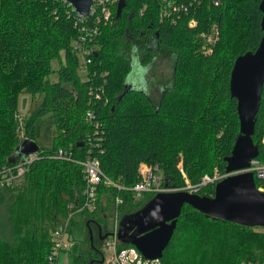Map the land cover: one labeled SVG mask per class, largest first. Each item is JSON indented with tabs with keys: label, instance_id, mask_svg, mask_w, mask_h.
<instances>
[{
	"label": "trees",
	"instance_id": "16d2710c",
	"mask_svg": "<svg viewBox=\"0 0 264 264\" xmlns=\"http://www.w3.org/2000/svg\"><path fill=\"white\" fill-rule=\"evenodd\" d=\"M193 1L191 10L170 21L159 18L160 0H125L114 22L99 23L96 51L83 75L72 47L81 33L72 4L0 0V169L18 160L13 154L22 140L34 139L36 117L51 111L56 126L52 148L38 147L19 181L0 187V204L6 206L0 264H49L51 232L64 226L70 212L66 227L80 213L88 232L89 251L73 256L74 264H105L106 238L101 237L116 219L119 224L122 215L142 208L154 194L136 197L126 188L99 183L95 206L83 208L86 178L76 159L85 155L96 157L102 171L125 187L139 179L141 162L158 165L171 187L197 184L215 170L226 172L225 157L239 131L230 72L236 57L260 42V0ZM213 25L211 51L204 53L203 35ZM164 46L175 50V59L170 86L163 85L155 103L147 75L157 48ZM136 48L142 50L138 58ZM53 60L59 62L56 70ZM135 62L142 68L129 87L126 80ZM52 71L56 79L49 78ZM21 92L38 105L23 120L24 137L17 117ZM88 109L92 120L86 118ZM254 126L257 159L264 162V99ZM61 147L70 158L48 155ZM254 179L257 186L263 183ZM214 185L206 183L196 193L212 196ZM179 214L162 264L264 262V231L213 218L188 204Z\"/></svg>",
	"mask_w": 264,
	"mask_h": 264
},
{
	"label": "water",
	"instance_id": "95a60500",
	"mask_svg": "<svg viewBox=\"0 0 264 264\" xmlns=\"http://www.w3.org/2000/svg\"><path fill=\"white\" fill-rule=\"evenodd\" d=\"M64 1L72 4L81 17L89 13L93 2ZM117 3L116 17L126 5L125 0H118ZM258 8L262 12L260 42L255 50H247L237 56L230 72L229 91L236 98L239 131L234 136L229 156L225 157L227 175L214 183L212 196H201L184 189L162 191L151 196L134 213L122 215L117 229L119 241L134 245L145 258L162 255L185 204L213 218H222L244 226H264V190L257 188L253 172L245 171L250 161L259 155L258 146L252 136L264 84V0H260ZM126 85L130 87L131 83L126 82ZM36 150L38 146L33 139H24L19 143L13 157L26 158ZM165 185L168 186V183L165 182ZM107 235L108 233L101 238H106ZM92 238L90 231V243Z\"/></svg>",
	"mask_w": 264,
	"mask_h": 264
},
{
	"label": "built area",
	"instance_id": "2783aa9c",
	"mask_svg": "<svg viewBox=\"0 0 264 264\" xmlns=\"http://www.w3.org/2000/svg\"><path fill=\"white\" fill-rule=\"evenodd\" d=\"M160 10L159 18L160 20H170L174 21L175 18L179 16L180 13L188 12L192 9L195 2L193 0H160ZM220 0H213V3L217 4ZM118 0H93L89 13L85 17H79V29L80 35L75 40L74 48L76 52H79L83 58L84 70L87 69V64L91 63V54L96 51L95 40L99 34L98 28L99 23H112L114 22V13H116ZM189 23L193 25L195 19L192 17ZM217 31V27L214 25L211 27L209 32ZM208 32V33H209ZM207 34V33H206ZM211 38H207L210 41ZM203 48V47H202ZM264 83V82H263ZM261 99H264V84L261 91ZM93 112L88 109L86 112V118L92 120ZM19 120L20 134L24 137L22 120ZM38 151H34L27 155L26 158L19 157L14 164L3 166L0 169V187H5L12 185L19 181L20 176L25 172L28 165L32 163L33 159L38 156ZM53 158H70V154L61 148L48 154ZM76 161L82 165L84 175L86 178V183L84 186V204L83 208L92 210L95 206V199L97 197V186L99 183L104 185H113L117 188H126L134 193L136 197H140L142 193L152 192L156 194L162 191H176L172 189L171 186H166L164 183V174L160 171L158 165L150 164L146 162H141L138 167L139 179L130 187H125L123 185L114 182L109 175L104 173L100 167L99 160L91 155H85L83 159H76ZM250 170L253 174L263 182L258 189L264 190V162L259 161L257 157L250 161L249 166L245 171ZM215 183L213 178L205 175L202 180L197 184H186L189 188V192H197L200 186L206 183ZM122 201L121 197H116L115 202L120 204ZM118 224L108 233L103 245L104 251L103 256L105 259V264H162L160 257L155 258H145L141 252L134 245H120V241L117 237ZM51 235L52 250L49 257V264H57L58 256L67 247V242L65 241V235L67 231L63 227L54 229ZM244 264V262L242 263ZM249 264V263H247ZM250 264H264V262L250 263Z\"/></svg>",
	"mask_w": 264,
	"mask_h": 264
},
{
	"label": "rangeland",
	"instance_id": "374dc122",
	"mask_svg": "<svg viewBox=\"0 0 264 264\" xmlns=\"http://www.w3.org/2000/svg\"><path fill=\"white\" fill-rule=\"evenodd\" d=\"M215 34H216L215 32H209L203 35L204 41L202 43V47H203L204 53L211 51L210 44L213 42ZM207 38H211L210 41H207ZM134 43H135V40H134ZM74 44L75 42H73V46ZM135 54L138 58L140 55H142V50L140 48L139 49L136 48ZM77 55H78V61L80 65L82 66L84 62L83 58L79 52H77ZM128 56H130V51H128ZM174 56H175V50L169 47H165V46L158 47L155 54L153 55V63H152L151 68L148 69L149 74L147 76L149 79V91L148 92L151 96L152 101H154L155 103H158L161 91L165 89L163 85L167 87L170 86V79L172 77V65L175 59ZM51 62H52L53 70H56L59 66V62H57L56 60H53ZM141 68L142 67L139 66V64H136L135 62V64L133 65V70L130 72V75L127 77L126 82L127 83L131 82L133 84H136L134 83L136 80L135 74L140 73ZM80 71H81V74L84 75L85 70L83 67H80ZM48 76L51 79L57 78L55 71L50 72ZM141 83H138V84H141V86L144 85L143 84L144 82H141ZM37 107L38 105L36 104V99H34V101L31 100V95L29 93L21 92L18 95L17 117L22 120V126H23V120L28 119L31 116L33 110H35ZM19 134H20V130H19ZM55 135H56V126H55V122L53 119V113L51 111H48L45 114L36 117L33 140L36 142L38 147L44 148L46 150L49 148H52L54 144ZM205 175H208L210 178H213L215 182H217L220 178L226 176L227 173L226 172L221 173L215 170L212 175L207 174V173L204 174V176ZM14 184L10 186H13ZM172 189H175V190L184 189V190L189 191V188L186 185L172 187ZM5 212H6V206L4 204H0V222H4L3 217L5 215ZM71 214L72 213L70 212L65 217L67 220L65 221L64 226H59V227H63L67 231L65 235V241L67 242V247L58 256L57 264H74L73 256L79 255V254H87L89 251V246H87V235H88L87 227H86V223L84 222L83 217L79 215L80 213H76L77 215L73 216L74 219L66 227ZM117 221H118L117 219L114 221L111 229H113L115 225L118 224ZM254 228L257 231H264V226L263 227L255 226ZM2 233L6 237L9 236L8 230L6 229V226L3 225V223H2ZM70 236L72 237L71 240L69 239ZM103 251H104V247H103ZM244 264H247V263L244 262Z\"/></svg>",
	"mask_w": 264,
	"mask_h": 264
}]
</instances>
